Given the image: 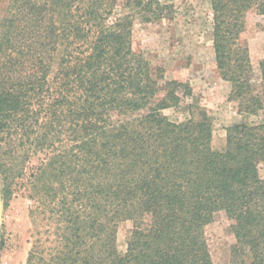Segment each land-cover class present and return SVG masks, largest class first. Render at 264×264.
<instances>
[{"label": "trees", "instance_id": "16d2710c", "mask_svg": "<svg viewBox=\"0 0 264 264\" xmlns=\"http://www.w3.org/2000/svg\"><path fill=\"white\" fill-rule=\"evenodd\" d=\"M0 32V162L24 179L48 229L26 264H213L205 227L224 213L244 262L264 264V119L228 126L212 148L208 115L177 107L190 87L134 50L135 20L170 19L162 0H17ZM211 43L243 118L264 110L241 40L264 0H210ZM264 33V26H263ZM196 108V107H195ZM39 163L25 169L34 155ZM132 228L122 253L119 222Z\"/></svg>", "mask_w": 264, "mask_h": 264}, {"label": "rangeland", "instance_id": "374dc122", "mask_svg": "<svg viewBox=\"0 0 264 264\" xmlns=\"http://www.w3.org/2000/svg\"><path fill=\"white\" fill-rule=\"evenodd\" d=\"M172 4L170 19L147 23L135 20L132 42L154 67L163 70L162 81L178 80L187 84L191 95L184 96L177 107L162 110L173 121H182L191 109L205 112L212 123V148L222 150L226 142V128L245 121L255 123L264 119V110L243 118L237 113L236 103L229 100L230 84L221 79L215 66L211 43L212 11L210 0H162ZM17 0H0V32L8 28V19L15 18ZM264 15L254 11L246 14V25L241 40L249 48L254 81L257 82L258 63L264 57ZM196 107V108H195ZM42 154L30 158L25 172L36 166ZM264 175V164L261 165ZM24 179L10 178L0 162V187L3 201L0 226V264H26L28 252L37 238L44 239L48 229L42 213L35 211L27 196ZM132 222L124 220L117 227V247L124 252ZM205 235L213 264H250V258L233 255L235 239L229 230L224 213H219L205 227Z\"/></svg>", "mask_w": 264, "mask_h": 264}, {"label": "water", "instance_id": "95a60500", "mask_svg": "<svg viewBox=\"0 0 264 264\" xmlns=\"http://www.w3.org/2000/svg\"><path fill=\"white\" fill-rule=\"evenodd\" d=\"M2 211H3V201H2V194H1V187H0V226L2 221Z\"/></svg>", "mask_w": 264, "mask_h": 264}]
</instances>
